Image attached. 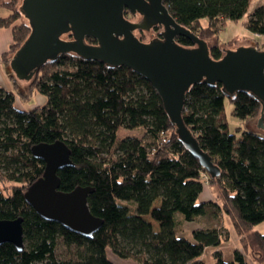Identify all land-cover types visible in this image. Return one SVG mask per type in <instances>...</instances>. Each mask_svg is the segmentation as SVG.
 Segmentation results:
<instances>
[{
    "label": "trees",
    "instance_id": "1",
    "mask_svg": "<svg viewBox=\"0 0 264 264\" xmlns=\"http://www.w3.org/2000/svg\"><path fill=\"white\" fill-rule=\"evenodd\" d=\"M11 2L1 3L9 14L0 17V28L11 29V44L0 57L8 72L10 54L30 33ZM249 3L163 0L176 22L202 39L215 38L226 21L242 18ZM253 11L247 28L264 37V4ZM201 19L207 20L205 26ZM177 42L192 45L184 37ZM209 52L221 59L223 46L215 40ZM10 75L15 90L0 87V183L10 185L0 190V220L21 218L23 247L18 251L11 243L0 244V264H113L107 249L138 264H204L205 249L219 247L222 234L214 226L197 228L191 231L192 240L186 239L177 233L178 221L193 222L215 208L241 233L264 221V132L248 129L239 137L229 132L221 84L191 86L182 113L201 149L220 168V175L210 178L179 142L151 83L125 66L110 68L62 54L39 69L27 92ZM34 95L44 102L28 110L15 106L17 98L27 102ZM227 98L236 119L259 117L261 103L251 94ZM119 128L143 131L138 137L118 138ZM56 141L66 144L72 163L57 172L59 189H92L87 206L102 224L91 238L42 219L24 199L44 171L32 148ZM203 178L213 187L215 201H198ZM252 232V242L245 244L259 249L264 261V234ZM233 255L225 261L216 251L215 264H247L239 250Z\"/></svg>",
    "mask_w": 264,
    "mask_h": 264
},
{
    "label": "water",
    "instance_id": "2",
    "mask_svg": "<svg viewBox=\"0 0 264 264\" xmlns=\"http://www.w3.org/2000/svg\"><path fill=\"white\" fill-rule=\"evenodd\" d=\"M18 9L30 33L9 60L16 80L31 82L47 61L69 53L110 68L125 66L151 83L179 142L210 178L219 176L220 168L183 122L184 100L191 86L219 83L226 97L237 92L251 94L261 103L256 127L264 132V50L246 45L223 48L222 58L214 59L207 42L177 23L163 0H19ZM125 10L142 19L128 21L123 17ZM156 25L163 28L160 38L144 43L134 35L135 30H150ZM63 36L70 38L64 40ZM178 37L187 38L192 45L178 44ZM87 39L96 42L88 44ZM32 154L43 161L44 171L26 190L25 201L42 219L91 238L102 224L87 206L92 189H59L57 172L72 166L66 144L35 145ZM21 223V218L0 220V244L11 243L21 251Z\"/></svg>",
    "mask_w": 264,
    "mask_h": 264
},
{
    "label": "rangeland",
    "instance_id": "3",
    "mask_svg": "<svg viewBox=\"0 0 264 264\" xmlns=\"http://www.w3.org/2000/svg\"><path fill=\"white\" fill-rule=\"evenodd\" d=\"M8 0H0V4L4 3ZM13 2V3H12ZM12 4H14V7L16 6V9H18V2L19 0H12ZM264 4V0H250V3L244 13V16L238 20L233 21H226L225 25L221 28V30L216 34L217 36L214 37H204L203 39L207 42L208 46H211L215 40L218 41V43L223 46L224 49H234L239 46H254L257 47L259 50H264V37L259 35H253L249 32L247 28V18L248 16L253 13L254 8L257 6ZM2 5V4H1ZM0 13L1 14H9V10L6 5L0 6ZM131 20V19H130ZM19 21L21 23H25V21L22 19L21 16H19ZM207 23L206 19H201V24L205 25ZM162 31L161 28H156V30H151L145 33H138V31H134V35L137 39H139L142 42H148L154 37L158 35L159 32ZM70 38L69 36H63L62 39L68 40ZM92 44V43H91ZM94 44V43H93ZM6 53V52H5ZM13 53L10 54L9 60ZM5 65V64H4ZM10 74V72H8ZM14 81V80H13ZM18 81V80H17ZM20 85L23 84V86H20L19 90L21 91H28V85L30 84L23 81H18ZM27 85V88L24 86ZM19 86V85H18ZM0 87H4L2 83H0ZM24 87V88H23ZM40 97V96H39ZM31 100L30 102H33ZM19 98L15 101V106L18 107L19 104ZM224 112H225V119L228 123V130L231 134H235L237 137L241 135V131H246L248 129H257L256 127V120L257 118L248 120L247 122L241 121L239 119H236L233 116V106L229 98L225 97L224 99ZM43 102V100H42ZM24 101H20V104H23ZM34 104V103H33ZM35 106V105H31ZM28 108V106H25ZM30 107V105H29ZM142 129H124L119 128L117 131V137L118 138H126L129 137H138L142 134ZM204 179V195L202 198L209 199L212 201H215V195L213 187L209 185V182H207L206 178ZM10 185L5 184L3 185L0 183V190H6L9 189ZM216 209V208H215ZM215 209H211L209 211V214L205 217L197 218V220L193 222H181L178 221V235L185 237L186 239L192 240L191 231L195 230L197 228H208V227H216L219 232L222 234V239L220 242V246L217 248L209 247L205 249L204 253L202 254V260L204 264H215V258L213 256L214 252H220L221 256H223V259L225 261H231L233 259V251L239 250L242 255H244L245 260L247 264H264V261H261L262 256L259 254V249H256L254 246L251 247L245 243H248V240L252 239V231H257L259 233L264 234V221L260 224H257L253 227V229L247 230L245 232H238L236 228L234 227V222L229 218L226 214H221L219 211L216 212ZM154 226L157 225L153 223ZM251 235V236H250ZM250 239V240H251ZM252 242V240H251ZM107 258L109 261H112L113 264H138L135 261L126 260V259H119L116 257L113 252L109 249L106 251Z\"/></svg>",
    "mask_w": 264,
    "mask_h": 264
},
{
    "label": "crops",
    "instance_id": "4",
    "mask_svg": "<svg viewBox=\"0 0 264 264\" xmlns=\"http://www.w3.org/2000/svg\"><path fill=\"white\" fill-rule=\"evenodd\" d=\"M7 15L0 13V17H5ZM11 38L12 37H11V29L10 28H0V57L4 52L7 51L9 45L11 44ZM0 83L5 85V88L4 87H2V88L6 89V90H13V91L15 90L14 89L15 87L13 84L14 83L13 78H11V75L8 73L7 67L1 61V58H0ZM20 86H23V84L22 85L19 84V87ZM24 86L27 88V85L24 84ZM33 98H35V100L33 102H30L31 100H33ZM31 100L24 102L23 104H20V101H19L18 107L21 109H27L28 110V109H31L35 106L41 105L44 102V98L39 97V95H34ZM42 100H43V102H42ZM29 105H30V107H29ZM31 105H35V106L31 107ZM25 106H28V108H26ZM204 192H205V190L200 194V196L198 198V201H200L202 203H206L207 201H210L209 199L206 200V199L202 198L204 195Z\"/></svg>",
    "mask_w": 264,
    "mask_h": 264
},
{
    "label": "flooded vegetation",
    "instance_id": "5",
    "mask_svg": "<svg viewBox=\"0 0 264 264\" xmlns=\"http://www.w3.org/2000/svg\"><path fill=\"white\" fill-rule=\"evenodd\" d=\"M123 17H125L128 21H130V22H139L141 19H142V17L141 16H139L138 14H130L127 10H125L124 11V13H123ZM131 19V20H130ZM162 26H158V25H156L154 28H152V29H150V30H145V31H143V30H135V31H138V33H145V32H148V31H151V30H156V28H161ZM162 31H163V28H162ZM161 31V32H162ZM161 32H159L158 33V35L156 36V37H154V39H156V38H160L161 36H160V34H161Z\"/></svg>",
    "mask_w": 264,
    "mask_h": 264
}]
</instances>
